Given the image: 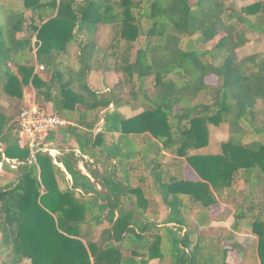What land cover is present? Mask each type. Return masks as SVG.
I'll use <instances>...</instances> for the list:
<instances>
[{"label":"trees","instance_id":"16d2710c","mask_svg":"<svg viewBox=\"0 0 264 264\" xmlns=\"http://www.w3.org/2000/svg\"><path fill=\"white\" fill-rule=\"evenodd\" d=\"M235 1L0 4V96L20 104L15 115L0 110V161H18L4 164L16 182L0 185V264H233L224 230L192 244L191 215L204 228L232 216L233 231L252 235L253 260L264 264V52L237 53L250 33L264 35V0L240 8ZM102 25L113 29L111 52L96 41ZM222 33L211 49L183 45ZM93 70L121 78L97 91ZM28 86L70 122L50 138L69 135L79 153L59 149L55 163L38 152L32 161L17 120ZM123 107L135 114L127 117ZM223 124L229 136L219 153H199L211 143L210 126ZM109 132L119 134L116 152L104 146ZM99 155H113L114 170L98 175L85 163L90 176L84 173L80 157ZM186 166L198 179L186 177ZM218 204L225 206L219 217L210 214Z\"/></svg>","mask_w":264,"mask_h":264},{"label":"rangeland","instance_id":"374dc122","mask_svg":"<svg viewBox=\"0 0 264 264\" xmlns=\"http://www.w3.org/2000/svg\"><path fill=\"white\" fill-rule=\"evenodd\" d=\"M193 2L195 0H192ZM258 1V0H238L235 1V5L240 8L243 5L249 4L251 2ZM232 1H228V4H231ZM0 4H4L6 7H12L14 9H17L23 5V0H0ZM224 35V33L217 36L212 41L206 43V44H198L197 40L198 37L193 38H187V40L183 41L184 47H187V49H198L199 51H204L207 49L213 48L219 39ZM114 36V32L111 26H101L100 30L97 34L96 41L97 43L102 47V50H108V52H111L113 48H110V45L112 43V38ZM249 42L242 47L237 49V53L239 58H243L251 53L254 52H264V35H260L259 33H250L249 36ZM145 41V37H140V40L138 43H136V47L134 49L133 55L135 54L136 48L140 46L141 42ZM79 54V48L75 47L71 49V56L70 58L75 61L77 60V55ZM44 69V67H43ZM41 68L40 65L37 66L36 72H38L43 77H47L46 74H44V70ZM121 78L120 73H116L113 71H105V70H93L89 73V81L93 89L99 90V91H105L110 89L115 85L116 82ZM207 81L210 83H216L217 77L215 75H211L207 78ZM147 84H149V80L147 81ZM129 86L125 87V92H128ZM35 99V101L41 105L47 106L48 110L51 111V104L50 103H44L42 102L41 98H38L35 93V89L32 86H28L25 88V104L29 102L30 99ZM19 102L16 100H9L3 95L0 96V110L7 113L8 115H15L17 113V109L19 107ZM23 106V105H22ZM21 106V108H22ZM24 107V106H23ZM135 112L131 111L129 108V111L125 114L126 116H132ZM100 128L104 127V121L101 120L99 123ZM229 129L228 125H221V126H210V133H211V143L210 145L202 150H199V153L203 154H216L220 151L221 142L223 140H226L229 136ZM111 138H115L114 135L111 136L110 133H107V137L105 138V145L107 148L110 146V140ZM23 141H26L24 138ZM3 146V145H2ZM53 147H55L58 152L55 154V158H57L58 154H60V150L62 149H73L77 153H79L78 144L77 141L70 137L69 135L63 136L59 134L56 139L53 141ZM4 147V146H3ZM101 148V147H100ZM98 148V149H100ZM106 148V150H108ZM99 161H95L93 158H86L85 160H82V157L79 159V165L81 166L82 170L86 171V168L84 167L85 163H88L92 170H94L98 175L107 173L109 171L114 170V167L116 166L113 158H105V155H99ZM17 167V166H16ZM12 167V168H16ZM191 172L193 170L186 166V176L189 178L195 177ZM117 175L121 178L122 173H117ZM69 178V177H68ZM17 174L16 172H11L5 169H0V185H6L9 182H16ZM69 184H71V179L69 178ZM65 184H62V187H65ZM166 211V207H165ZM225 211V206L223 204H218L214 206L211 209V215L219 217V215ZM235 224L234 218L231 216L226 221L220 222V221H214L212 227H202L200 224V221L196 219L195 215H191L189 217V229L192 230L191 235V241L192 244H199V242L202 241V236L210 237L212 234L215 235V233H219L220 230L221 233L224 234V243L227 245L228 248H230V251L228 252L227 261L233 264H255L254 262V256L252 254V240L253 237L249 233H240L233 231V226ZM222 226V227H221ZM223 245V243H222ZM21 264H30L28 260L22 262ZM150 264H157V261H151Z\"/></svg>","mask_w":264,"mask_h":264},{"label":"built area","instance_id":"2783aa9c","mask_svg":"<svg viewBox=\"0 0 264 264\" xmlns=\"http://www.w3.org/2000/svg\"><path fill=\"white\" fill-rule=\"evenodd\" d=\"M43 69V66H41ZM18 133L20 144L28 146L32 161L36 160L38 152L49 153L57 163L54 157L58 150L53 147V141L50 136L57 132L61 127L68 125L70 122L55 114L52 110L42 108L35 99H30L21 110L18 116ZM26 141H23V139ZM0 142V151H3ZM55 153V154H54ZM59 153V152H58ZM16 167L18 161L3 156L0 161V169H4V164Z\"/></svg>","mask_w":264,"mask_h":264},{"label":"crops","instance_id":"0c3cea01","mask_svg":"<svg viewBox=\"0 0 264 264\" xmlns=\"http://www.w3.org/2000/svg\"><path fill=\"white\" fill-rule=\"evenodd\" d=\"M99 91V90H98ZM120 111L122 112V113H124V114H126L127 113V111H129V107H123V108H121L120 109ZM127 117H129V116H127ZM103 130H104V127H103ZM110 133V132H109ZM111 134V136H113L114 135V137L115 138H111V140H110V148L112 149V152H116L117 151V149H116V146H117V144H118V139H119V134L118 133H115V132H111L110 133ZM106 137H107V134H106ZM104 146L105 147H107L105 144H104ZM105 149V148H104ZM112 156V158H113V160H114V162H115V164L117 163V160H116V158H114V156L113 155H111ZM59 165L63 168V170H65V168L63 167V165L62 164H60L59 163ZM80 168H81V166H80ZM82 169V168H81ZM83 172L84 173H86L87 175H89L90 176V174L87 172V170L86 171H84L83 170ZM118 173H122L121 172V170H118ZM193 175H195V177H193V178H189V177H187V178H189V179H198V176H197V174L193 171V172H191ZM185 175H186V167H185ZM122 176H123V173H122ZM70 178L71 179V176L69 175V174H67V178ZM68 178V179H69ZM166 216H167V211H165V206H162V208H161V218L164 220L165 218H166ZM214 222V221H213ZM213 222H212V225H213ZM220 222H223V221H220ZM222 227V226H221Z\"/></svg>","mask_w":264,"mask_h":264}]
</instances>
